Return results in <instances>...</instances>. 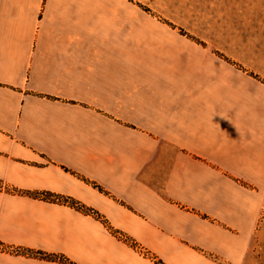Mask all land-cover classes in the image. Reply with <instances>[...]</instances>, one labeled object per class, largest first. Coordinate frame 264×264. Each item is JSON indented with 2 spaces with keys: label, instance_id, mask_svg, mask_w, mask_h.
<instances>
[{
  "label": "crops",
  "instance_id": "0c3cea01",
  "mask_svg": "<svg viewBox=\"0 0 264 264\" xmlns=\"http://www.w3.org/2000/svg\"><path fill=\"white\" fill-rule=\"evenodd\" d=\"M123 27L111 0H0V264L243 263L264 118L159 80Z\"/></svg>",
  "mask_w": 264,
  "mask_h": 264
},
{
  "label": "rangeland",
  "instance_id": "374dc122",
  "mask_svg": "<svg viewBox=\"0 0 264 264\" xmlns=\"http://www.w3.org/2000/svg\"><path fill=\"white\" fill-rule=\"evenodd\" d=\"M111 6L135 40L143 69L157 70L174 87L188 84L202 100L227 102L234 113L264 118V0H111ZM242 264H264V203Z\"/></svg>",
  "mask_w": 264,
  "mask_h": 264
},
{
  "label": "trees",
  "instance_id": "16d2710c",
  "mask_svg": "<svg viewBox=\"0 0 264 264\" xmlns=\"http://www.w3.org/2000/svg\"><path fill=\"white\" fill-rule=\"evenodd\" d=\"M94 187H97L99 190H101L100 187H98L97 185L93 184ZM29 196H33V197H37L40 198L42 200H46V201H54V202H58L61 204H65V205H69L71 207H74L78 210H81L83 212L86 213H92L94 214L98 219L103 220V222L106 223V221L100 216V214L98 212H96L95 210L81 204L80 202L74 200L71 197H67V196H61V195H55L49 192H36V193H26ZM112 230V229H111ZM115 231V230H113ZM37 255L40 258L43 259H47V260H57V256L56 255H48V254H44L42 252H37Z\"/></svg>",
  "mask_w": 264,
  "mask_h": 264
},
{
  "label": "built area",
  "instance_id": "2783aa9c",
  "mask_svg": "<svg viewBox=\"0 0 264 264\" xmlns=\"http://www.w3.org/2000/svg\"><path fill=\"white\" fill-rule=\"evenodd\" d=\"M3 248L2 246H0V249Z\"/></svg>",
  "mask_w": 264,
  "mask_h": 264
}]
</instances>
